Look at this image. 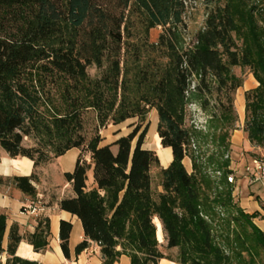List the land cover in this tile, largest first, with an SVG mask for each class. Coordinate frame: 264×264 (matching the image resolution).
I'll use <instances>...</instances> for the list:
<instances>
[{
    "label": "trees",
    "instance_id": "trees-1",
    "mask_svg": "<svg viewBox=\"0 0 264 264\" xmlns=\"http://www.w3.org/2000/svg\"><path fill=\"white\" fill-rule=\"evenodd\" d=\"M192 1L0 0V147L10 157L31 159L35 169L29 176L8 180L34 198L37 191L31 182L38 179L37 169L71 148L79 150L73 170L64 173L72 194L58 202L82 225L83 239L75 246V255L94 242L102 256L100 264H112L121 254L129 257V264L173 260L159 249L153 220L157 217L166 247L179 248L174 260L178 264L228 262L213 241L209 214L201 208L196 164L188 173L182 162L190 132L180 112L194 76L197 94H215L217 111L212 117L233 131L234 95L242 79L231 68L248 67L257 86L244 92L242 129L251 145L264 148V0H203L207 8L203 29L191 46L179 49L176 28ZM138 23L148 30L153 25L165 30L149 43L142 31L137 35L132 31ZM91 65L99 70L93 79L87 75ZM66 82L65 91L79 94L69 97L70 109L53 122L65 128L68 137L59 143L25 146L24 138L41 126L40 102ZM151 107L157 111L160 144L172 153V161L161 169L163 191L156 198L150 167L159 159L154 150L142 147L147 125L139 121L105 145L97 130L88 139L81 133L85 108L95 111L101 126L109 120L142 118ZM89 171L92 186L87 185ZM251 228L253 242L264 251V231ZM71 229L70 221L60 220L59 245L65 258L70 257ZM5 230L6 216L0 213V264H37L15 255L21 240L37 252L49 247L48 217H38L35 230L23 235L13 223L4 247Z\"/></svg>",
    "mask_w": 264,
    "mask_h": 264
},
{
    "label": "rangeland",
    "instance_id": "rangeland-1",
    "mask_svg": "<svg viewBox=\"0 0 264 264\" xmlns=\"http://www.w3.org/2000/svg\"><path fill=\"white\" fill-rule=\"evenodd\" d=\"M207 8L203 0L187 2L186 11L183 15V24L176 28L177 47L179 49L188 48L193 44L195 35L203 29ZM7 20V19H5ZM7 22V21H5ZM165 27L153 25L148 30L139 23L132 30L136 35L142 31L149 43H155L159 35L164 32ZM241 43V39H238ZM88 78L93 79L99 74L95 65L87 69ZM231 72L242 79V87L251 74L248 67L233 66ZM197 82L196 77L190 80L186 100L180 116L183 124L190 132V143L185 164L189 173H192L193 163L196 164L198 172L200 204L203 212H208L206 220L210 224L213 234V241L228 256L226 264H264V251L253 242L252 225L259 227V221L262 216L258 211H252L242 202L239 190L236 189L238 178L241 174L232 168L235 166L243 167L248 164L249 158L239 155V151L231 146V138L234 130L237 129V121L233 131L227 130L223 122L218 118H213L212 114L216 112V99L214 93L197 94L194 86ZM67 83H62L51 89L44 96L39 104L41 116V126L30 137H25L23 143L25 146H36L37 143H59L68 137L65 128H57L54 124V117L63 115L66 109H70L68 103L71 102L70 96L78 95V91H65ZM237 91V90H236ZM68 93V94H67ZM236 94V92H235ZM235 97V95H234ZM139 121L142 125H147V132L144 137L143 147L158 152V135L156 133L157 111L155 108H148L142 118L131 117L119 123L106 121L98 126L96 113L92 108H85L82 111L83 129L82 134L86 139L91 137L97 130L100 136H104L105 141L113 139L117 133H128ZM115 150V147H113ZM245 154V153H244ZM159 157V156H158ZM161 165L160 162L150 167L151 186L153 196L156 198L161 188ZM234 174V182L229 183L226 179L227 174ZM246 187L245 183H242ZM176 212L181 210L176 208ZM1 213V212H0ZM156 237L158 239L159 249L164 255L173 260L178 258L179 248H167V240L162 234V226L159 219L155 220ZM189 226V225H188ZM195 257H201L196 252H191ZM203 257V256H202ZM6 254L2 253L1 260L4 262Z\"/></svg>",
    "mask_w": 264,
    "mask_h": 264
},
{
    "label": "crops",
    "instance_id": "crops-1",
    "mask_svg": "<svg viewBox=\"0 0 264 264\" xmlns=\"http://www.w3.org/2000/svg\"><path fill=\"white\" fill-rule=\"evenodd\" d=\"M256 86V80L253 75H250L244 87L240 86L237 89L234 97V109L237 115L238 128L234 130V134L231 138V146L235 150L243 148L238 154L246 156L245 160L249 158V161L251 158L264 152V148L253 146L248 142L246 134L242 129L245 116L244 92ZM114 132H116L117 135L109 141H105L104 136H101L103 138L101 145L109 144L118 137L127 134H120L118 129H115ZM156 150L158 152V159L161 167H167L172 161L171 149L169 147H162L159 137ZM78 154L79 150L77 148H71L63 155L55 157L50 162L40 166L37 169V181L31 182L37 194L34 198H31L16 188L8 179L14 176L31 175L35 170L33 161L27 157H10L0 147V212L4 213L6 216V230L3 236V246L5 247L7 244L8 231L13 223L19 226L20 234L23 235L24 233H32L35 230L38 217L45 216L49 219V247L46 250L37 252L33 250L31 244L25 240H21L15 251L16 256L34 261L37 264H100L102 262L99 246L94 242H89V245L78 255L74 254L75 246L83 239L82 225L75 215L61 210L58 206L59 200L72 194L70 183L65 180L64 173L73 170ZM185 159L186 156L182 162L185 168H187ZM245 165L243 167H239V165L234 167L232 164V168L241 174V177L238 178L236 189L239 190L242 202L248 209L258 211L264 216V185L260 182L253 183L249 181L248 175L244 170ZM187 172L189 173L188 170ZM242 183H245L246 187H243ZM87 185L92 186V174L90 171L88 173ZM160 191H162V189ZM28 206L35 210L33 212L30 211ZM157 219V217H154V223ZM60 220H67L72 224L69 235V258L64 257L59 245ZM259 222V227L264 231V217H262V220ZM162 234L164 240L163 231ZM129 263V257L125 254H121L112 264ZM158 264L178 263L174 260L162 258L159 260Z\"/></svg>",
    "mask_w": 264,
    "mask_h": 264
},
{
    "label": "built area",
    "instance_id": "built-area-1",
    "mask_svg": "<svg viewBox=\"0 0 264 264\" xmlns=\"http://www.w3.org/2000/svg\"><path fill=\"white\" fill-rule=\"evenodd\" d=\"M244 170L247 173L250 182H260L264 185V152L251 158L250 162L245 165ZM226 179L229 183L234 182V174H227ZM28 208H30V211L32 212L35 210L29 206Z\"/></svg>",
    "mask_w": 264,
    "mask_h": 264
}]
</instances>
